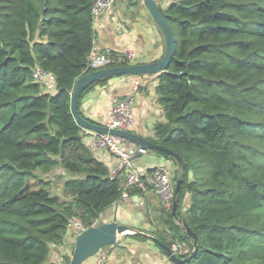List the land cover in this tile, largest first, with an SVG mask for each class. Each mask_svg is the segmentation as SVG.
I'll list each match as a JSON object with an SVG mask.
<instances>
[{
    "label": "trees",
    "instance_id": "trees-1",
    "mask_svg": "<svg viewBox=\"0 0 264 264\" xmlns=\"http://www.w3.org/2000/svg\"><path fill=\"white\" fill-rule=\"evenodd\" d=\"M95 1L0 0V264L48 262L70 217L100 225L121 201L124 180L89 149L71 110L75 83L92 71ZM160 8L176 50L155 89L166 121L149 140L183 158L153 150L173 162L182 186L176 214L152 192L131 190L144 199L151 228L130 237L163 254L155 238L193 250L184 222L199 238L198 255L184 264H264V0ZM36 66L56 76V92L35 81ZM109 80L80 99L90 122L84 98ZM57 167L70 176L63 198L44 179Z\"/></svg>",
    "mask_w": 264,
    "mask_h": 264
},
{
    "label": "crops",
    "instance_id": "crops-1",
    "mask_svg": "<svg viewBox=\"0 0 264 264\" xmlns=\"http://www.w3.org/2000/svg\"><path fill=\"white\" fill-rule=\"evenodd\" d=\"M94 30L95 40L101 48H110L119 53L130 47L136 53L137 63L157 61L167 50L166 40L143 0L119 2L96 20ZM136 79H142V84L138 88L133 83ZM157 83L156 76L114 77L106 85L97 86L88 93L81 109L97 124L106 125L109 122L111 99L131 97L134 99L133 114L136 121L132 132L149 139L154 136V125L166 121L163 110L157 103L155 92ZM102 161L110 170L115 166V159L109 154H104ZM135 165L143 172L160 165L171 166L173 172L177 169L171 160L153 150L147 155L139 156ZM115 218L118 223L131 226L143 233L151 228L144 199H139L138 196L121 200L107 209L101 216V222H111ZM129 236L118 246H111L105 252H99L84 264H121V258L117 257L120 248H129L133 254L137 253L139 264H170L166 255L152 241L144 243L131 240ZM73 246V240L66 238L62 246L53 248L48 263L62 264L64 256L72 254Z\"/></svg>",
    "mask_w": 264,
    "mask_h": 264
},
{
    "label": "built area",
    "instance_id": "built-area-1",
    "mask_svg": "<svg viewBox=\"0 0 264 264\" xmlns=\"http://www.w3.org/2000/svg\"><path fill=\"white\" fill-rule=\"evenodd\" d=\"M124 1L125 0H96L92 7L94 23L116 4ZM175 1L176 0H157L159 6L164 8ZM136 58L135 51L130 47L123 52L117 53L116 57H114L112 49L101 48L95 40L91 52L88 55L87 62L88 67L92 69V71H96L108 68L117 61L135 62ZM33 76L35 81L40 83L46 91L51 93L57 91L56 76L53 73L40 66H36L33 70ZM133 83L138 88L142 84V79H136ZM133 107V98L113 97L110 101L109 122L106 125L114 129L132 131L136 124ZM84 131L86 134L85 142L98 159L102 160L104 154H109L115 159V166L110 172L112 178L117 177L124 180L121 200L129 199L131 197L130 192L134 189L141 190L142 193L150 191L157 197L163 209L166 211L173 210L174 203L177 199V181L174 179L173 168L171 166L160 165L152 168L151 172H143L136 167L135 163L139 156L149 153L150 150L148 148H144L124 137L88 129H84ZM138 198L142 199V196H138ZM97 225L96 223L93 226ZM88 228L89 226L83 221L79 214L74 215L68 220L66 238H71L75 246L76 238ZM171 248L173 252L181 258L189 256L192 252V249L188 245H183L179 242L172 243ZM44 264L49 263L46 262Z\"/></svg>",
    "mask_w": 264,
    "mask_h": 264
},
{
    "label": "water",
    "instance_id": "water-1",
    "mask_svg": "<svg viewBox=\"0 0 264 264\" xmlns=\"http://www.w3.org/2000/svg\"><path fill=\"white\" fill-rule=\"evenodd\" d=\"M147 9L149 10L150 15L152 16L156 26L160 29L163 34L166 43L167 50L164 56L153 62L149 63H136L129 66H113L96 71H91L89 74L80 77L72 91V103L71 110L75 116L78 124L83 129H88L91 131L111 134L119 137H124L132 142L139 144L144 148L149 150H157L163 153L169 154L177 158L180 164H183V158L172 152L170 149L155 144L149 139L138 135L132 131H123L119 129L110 128L107 125H101L97 123L90 122L89 120L83 118L80 114L79 102L82 98V95L86 89L95 84L96 82L102 79H112L114 77L120 76H160L168 68L172 57L175 54L176 50V39L171 30L169 24L164 18V15L161 11V8L157 0H143ZM182 186V177H179L176 182V193L177 199L173 206V214H176L177 207L179 205L178 194L181 191ZM185 231L191 236L193 241L194 249L189 256L181 258L177 256L171 246L165 244L161 239L155 238L163 248L167 258L174 264H184L192 261L199 253V238L198 235L184 222H182ZM144 234L143 232L124 224L117 222L116 218L111 222L101 223L97 226H91L83 233H81L75 241V247L73 249V255L71 257L70 264H84L90 258L99 254V252L106 247L115 246L119 242V238L122 235H136ZM149 236V235H147ZM152 237V236H149ZM154 238V237H153Z\"/></svg>",
    "mask_w": 264,
    "mask_h": 264
},
{
    "label": "rangeland",
    "instance_id": "rangeland-1",
    "mask_svg": "<svg viewBox=\"0 0 264 264\" xmlns=\"http://www.w3.org/2000/svg\"><path fill=\"white\" fill-rule=\"evenodd\" d=\"M175 173V172H173ZM175 175V174H174ZM70 177L62 168L60 167H57L55 168L53 171H51L50 173L44 175V179L45 180H48L50 182V188L52 190V192L54 194H58L60 195L62 198H63V187H64V182L66 180V178ZM149 236H151L150 234H147ZM129 236V235H122L120 236L119 238V242L116 246L119 245V243L123 240H125V238ZM131 236V235H130ZM129 236V237H130ZM131 238V237H130ZM131 240H135V239H131ZM145 243V242H144ZM155 245V244H154ZM115 246V247H116ZM156 246V245H155ZM75 246L72 247V249H74ZM114 247V248H115ZM107 248H110V247H106V248H103L100 253L102 252H105V250ZM120 251H117L119 252V255L117 256L119 259L121 258V264H139V261H138V255L137 253L133 254L129 248H120L119 249ZM165 255V254H164ZM167 257V256H166ZM128 261V263H126ZM63 263V262H62Z\"/></svg>",
    "mask_w": 264,
    "mask_h": 264
}]
</instances>
